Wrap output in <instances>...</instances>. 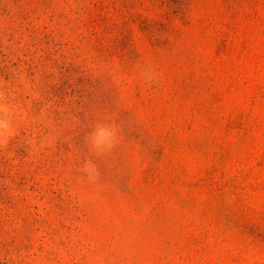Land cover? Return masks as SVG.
Here are the masks:
<instances>
[{
    "label": "rangeland",
    "instance_id": "1",
    "mask_svg": "<svg viewBox=\"0 0 264 264\" xmlns=\"http://www.w3.org/2000/svg\"><path fill=\"white\" fill-rule=\"evenodd\" d=\"M0 122V264H264V0H0Z\"/></svg>",
    "mask_w": 264,
    "mask_h": 264
},
{
    "label": "clouds",
    "instance_id": "2",
    "mask_svg": "<svg viewBox=\"0 0 264 264\" xmlns=\"http://www.w3.org/2000/svg\"><path fill=\"white\" fill-rule=\"evenodd\" d=\"M3 127H5V125L2 122H0V128H3ZM101 135H102V133H101Z\"/></svg>",
    "mask_w": 264,
    "mask_h": 264
}]
</instances>
